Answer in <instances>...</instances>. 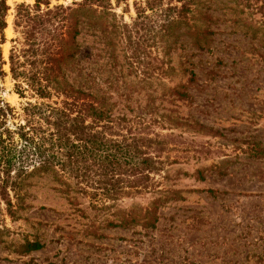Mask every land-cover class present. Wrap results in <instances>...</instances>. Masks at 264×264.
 <instances>
[{"label":"rangeland","instance_id":"obj_1","mask_svg":"<svg viewBox=\"0 0 264 264\" xmlns=\"http://www.w3.org/2000/svg\"><path fill=\"white\" fill-rule=\"evenodd\" d=\"M81 1L39 0V9ZM144 1L110 0L115 75L133 82L132 101L119 96L122 87L110 93L116 109L129 117L124 105L132 115L145 114L151 105L146 118L156 120L152 130L165 137L161 156L168 160L155 177L156 192L93 208L74 190L56 191L51 178H34L20 219L0 224V264H264V0H200V9L208 8L214 18V25L199 16L192 21L214 33L205 49L187 43L164 50L160 36L153 46L145 21L127 60L121 26L132 24L135 4ZM6 2L0 52L7 76L0 98L18 109L22 101L14 92L8 55L12 40L21 38L14 27L17 5L33 12L36 0ZM152 58L174 71L151 82ZM176 89L188 97L180 99ZM160 114L167 118L159 121ZM171 192L181 199H172ZM158 198L166 203L157 207ZM145 209L158 217L154 229L144 220L131 221ZM120 221L124 225H110ZM26 242L43 247L26 252Z\"/></svg>","mask_w":264,"mask_h":264},{"label":"trees","instance_id":"obj_2","mask_svg":"<svg viewBox=\"0 0 264 264\" xmlns=\"http://www.w3.org/2000/svg\"><path fill=\"white\" fill-rule=\"evenodd\" d=\"M199 1L145 0L135 4L132 24L121 26L124 57L131 59L127 55L145 21L153 46L160 36L164 50L187 43L205 49L212 42L208 36L214 33L207 25L201 29L192 21L196 16L208 22L214 18L208 8L200 9ZM39 4L36 0L33 12L17 5L14 27L21 38L12 40L15 45L8 55L14 92L22 102L17 109L0 98V224L5 218L20 219L34 178H51L56 191L74 190L97 208L106 202L155 193L159 184L155 177L162 175L168 161L161 156L167 144L165 137L152 130L156 120L146 118L152 115L151 105L145 114L134 115L133 109L124 105L131 113L129 117L112 101L110 91L122 87L125 93L119 96L131 103L128 90L133 82L115 75L117 56L112 34L116 27L107 22V17L114 15L110 0H82L69 7L49 8L46 4L45 11ZM9 9L6 0H0L2 41ZM261 24L264 26V17ZM80 36L84 38L81 43ZM102 58L105 63H101ZM156 60L152 58L148 65L151 82L174 71ZM5 64L0 52V82L7 76ZM188 74V81H194V72ZM174 93L180 99L188 97L179 89ZM157 117L159 121L167 118L162 114ZM171 193H175L172 199H181L176 192ZM164 203L162 198L155 202L157 207ZM137 219L154 229L158 217L145 209L131 221ZM23 247L31 252L43 246L26 242Z\"/></svg>","mask_w":264,"mask_h":264}]
</instances>
